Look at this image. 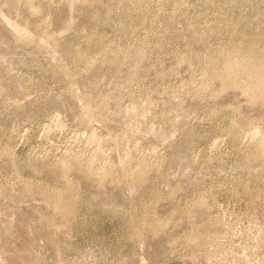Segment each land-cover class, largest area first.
Listing matches in <instances>:
<instances>
[{"label": "rangeland", "instance_id": "374dc122", "mask_svg": "<svg viewBox=\"0 0 264 264\" xmlns=\"http://www.w3.org/2000/svg\"><path fill=\"white\" fill-rule=\"evenodd\" d=\"M263 62L264 0H0V264H264Z\"/></svg>", "mask_w": 264, "mask_h": 264}, {"label": "bare ground", "instance_id": "6f19581e", "mask_svg": "<svg viewBox=\"0 0 264 264\" xmlns=\"http://www.w3.org/2000/svg\"><path fill=\"white\" fill-rule=\"evenodd\" d=\"M12 27H13V26H12ZM22 30H23V29H22ZM28 32H29V31H28ZM262 52H263V51H262ZM233 55H234V54H233ZM235 56H236V55H235ZM236 57H237V56H236ZM233 58H234V57H233ZM237 58H238V57H237ZM231 60H232V59H231ZM231 60H230V61H231ZM233 60H234V59H233ZM244 60H245V59H244ZM90 61H91V60H90ZM238 61H240L239 58H238ZM242 61H243V60H242ZM243 62H244V61H243ZM249 62H250V61H249ZM244 63H245V62H244ZM246 63H247V62H246ZM251 63H252V61H251ZM253 63H255V62H253ZM263 63H264V62H263ZM87 64H88V63H87ZM228 64H229V62H228ZM235 64H237V60H236V61L234 60V62H231L230 66L227 68L228 71H229V68L231 69L232 67H234ZM247 64H249V63H247ZM245 65H246V64H245ZM245 65H244V66H245ZM252 65H253V64H252ZM252 65H249V66H252ZM254 65H255V64H254ZM242 66H243V65H242ZM247 66H248V65H247ZM258 66H259V65H258ZM237 67H238V66H237ZM239 67H241V66H239ZM253 67H254V66H253ZM253 67H252V68H253ZM255 67H256V66H255ZM260 67H263V66H260ZM227 69H226V70H227ZM232 69H233V68H232ZM235 69H236V68L234 67V70H235ZM243 69H244V67H243ZM243 69H242V70H243ZM256 69H258V68L256 67ZM237 70H238V68H237ZM242 70H241V71H242ZM247 70H248V69H247ZM259 70H260V69H259ZM263 70H264V69H262V71H263ZM224 71H225V70H224ZM238 71H239V70H238ZM248 71H249V70H248ZM252 71H253V70H252ZM255 71H258V70H255ZM230 72H231V71H229L228 73H230ZM259 72H260V71H259ZM263 72H264V71H263ZM234 73H235V72H233V74H234ZM237 73H238V72H237ZM239 73H240V72H239ZM241 73H242V72H241ZM241 73H240V74H241ZM252 73H253V72H252ZM242 74H243V73H242ZM254 74H255V73H254ZM236 75H238V74H236ZM250 75H251V74H250ZM263 75H264V74H263ZM263 75H262V76H263ZM230 76H231V75H230ZM232 76H233V75H232ZM253 77H254V76H253ZM262 78H263V77H262ZM260 79H261V78H260ZM260 79H259L258 82L261 84V83H263L264 80L262 79L263 81L261 82ZM256 80H257V79H256ZM263 85H264V83H263ZM256 86H258V84H257ZM260 86H262V84H261ZM248 88H249V87H248ZM258 88H259V87H258ZM260 88H262V87H260ZM256 89H257V88H256ZM262 89H263V88H262ZM262 89H261V90H262ZM261 94H262V91H261ZM262 95H264V94H262ZM233 122H234V121H233ZM231 127H232V126H231ZM254 127H255V126H254ZM256 128H257V127H256ZM255 131H256V130H255ZM253 132H254V131H253ZM255 133H256V132H255ZM262 133H263V132H261V136H259L260 139H261L262 135L264 134V133H263V134H262ZM256 135H258V134L256 133ZM95 136H96V135H95ZM96 137H97V136H96ZM96 137H95V138H96ZM256 137H257V136H256ZM263 137H264V136H263ZM95 138H94V139H95ZM97 139H98V138H97ZM263 139H264V138H263ZM262 141H264V140H262ZM263 145H264V144H263ZM262 147H264V146H262ZM263 149H264V148H263ZM262 153H264V152H262ZM262 156H263V155H262ZM101 166H102V165H101ZM101 168H102V167H101ZM99 170H100V169H99ZM97 171H98V170H97ZM99 173H100V172H99Z\"/></svg>", "mask_w": 264, "mask_h": 264}]
</instances>
